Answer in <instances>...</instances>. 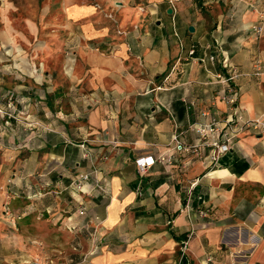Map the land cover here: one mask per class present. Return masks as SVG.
I'll list each match as a JSON object with an SVG mask.
<instances>
[{"label":"crops","instance_id":"1","mask_svg":"<svg viewBox=\"0 0 264 264\" xmlns=\"http://www.w3.org/2000/svg\"><path fill=\"white\" fill-rule=\"evenodd\" d=\"M104 2L110 10L111 3L119 5L115 30L88 22L73 34L80 43H101L79 48L89 78L78 87L87 95L73 94L67 110L48 90L24 96L42 104L41 116L58 120L56 134L42 132L40 150L57 147L63 170L57 179L72 204L60 203L56 215L73 238L74 259L264 264V133L232 135L230 150L213 166L210 146H199L197 154L173 141L176 135L183 145L200 143L194 125L213 119L222 127L225 119L235 127L264 119V0ZM64 8L73 23L97 10ZM261 23L257 37L252 28ZM4 35L10 38L9 30ZM232 68L238 76L223 82ZM27 114L34 118L33 107ZM169 155L171 163L159 160ZM148 156L154 162L140 168L136 160ZM82 173L88 177L77 189Z\"/></svg>","mask_w":264,"mask_h":264},{"label":"rangeland","instance_id":"2","mask_svg":"<svg viewBox=\"0 0 264 264\" xmlns=\"http://www.w3.org/2000/svg\"><path fill=\"white\" fill-rule=\"evenodd\" d=\"M65 4L92 5L97 10L73 23ZM117 8L118 3H111V10L106 9L104 0H0V264L84 260V256L74 259L73 238L57 220L63 208L60 203L72 204L70 196H62L63 185L57 179L63 171L57 147L40 150L42 132L56 134L58 120L51 114L41 116L42 104L24 96L48 90L54 103L64 104L67 110L75 101L73 94L81 90L87 95V88L78 87L89 78L84 50L79 48L95 50L101 43H80L73 34L88 22L115 30ZM6 30L10 38L4 35ZM262 30L253 32L259 37ZM57 91L62 94L59 98L54 96ZM31 107L34 118L27 114Z\"/></svg>","mask_w":264,"mask_h":264},{"label":"built area","instance_id":"3","mask_svg":"<svg viewBox=\"0 0 264 264\" xmlns=\"http://www.w3.org/2000/svg\"><path fill=\"white\" fill-rule=\"evenodd\" d=\"M264 17V12L261 15V18ZM253 30L256 33H259L262 30L261 25H255L253 26ZM193 53V49H190L188 54L192 55ZM210 58L212 59V56H210ZM258 64L259 62H256V68L258 70ZM219 77V79H221L220 75H217ZM238 76L237 72L235 71L234 68L231 69L230 71V75L228 78H224L222 81L225 82L229 79H233L234 77ZM230 102H233V99L230 100ZM233 119H225L224 120V127H222L221 125V121L219 120H215L213 119L211 122L209 123H203V124H196L194 125V129L195 131L198 133V135L201 138V142L198 144H193V145H183L177 138L176 135L173 136V141L175 142V146L176 148L183 150V151H193L195 153L198 154V148L199 146H210L211 147V152L209 155L210 161H211V165H215L216 163H218L220 157L225 154L226 152H228L230 150V140L232 138V135L237 134L239 131L242 130H255V131H259L261 133H264V119H259V118H254V119H250L247 121H244L241 125L235 127V123L233 124ZM230 130V135L228 134L227 130ZM210 133L211 134V139L210 141H206L207 138V134ZM217 134V135H216ZM81 148H84L83 144H80ZM160 161H166L168 163H171L173 160V156L169 155V156H161L159 157ZM154 162V159L151 156L145 157V158H139L136 160L137 165L140 168H144V167H148L150 166L152 163ZM88 177L87 173H82L79 175V179L76 181V188L80 189V180H86ZM96 185L98 187H100L101 189H103L101 187V185H99V183L97 182ZM194 185H192L193 188ZM199 213L202 216H205V211L201 210L199 211ZM187 247V240L182 242V247H181V257L183 256V254L185 253Z\"/></svg>","mask_w":264,"mask_h":264},{"label":"water","instance_id":"4","mask_svg":"<svg viewBox=\"0 0 264 264\" xmlns=\"http://www.w3.org/2000/svg\"><path fill=\"white\" fill-rule=\"evenodd\" d=\"M190 28V30H192V27H189Z\"/></svg>","mask_w":264,"mask_h":264}]
</instances>
